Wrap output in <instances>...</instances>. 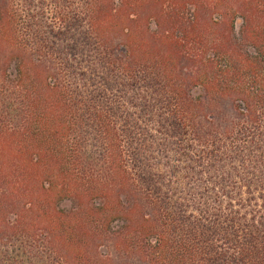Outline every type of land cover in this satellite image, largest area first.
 Instances as JSON below:
<instances>
[{
    "label": "trees",
    "instance_id": "obj_1",
    "mask_svg": "<svg viewBox=\"0 0 264 264\" xmlns=\"http://www.w3.org/2000/svg\"><path fill=\"white\" fill-rule=\"evenodd\" d=\"M46 1L0 0V264H190L191 247L159 223L134 183L113 111L99 106L107 101L82 95L52 59L47 46L66 56L61 44L74 35L39 31ZM49 1L69 23L64 6L74 0ZM80 2L74 20L86 25V51L78 58L72 46L67 65L153 76L156 98L141 101L151 114L169 101L199 140H231L241 127L251 135L244 148L257 143L250 127L264 120V0ZM190 86L204 99L191 102ZM251 228L236 261L264 264Z\"/></svg>",
    "mask_w": 264,
    "mask_h": 264
},
{
    "label": "rangeland",
    "instance_id": "obj_2",
    "mask_svg": "<svg viewBox=\"0 0 264 264\" xmlns=\"http://www.w3.org/2000/svg\"><path fill=\"white\" fill-rule=\"evenodd\" d=\"M74 2L73 6H64L71 18L67 23L56 20L47 0L40 11L39 31L48 34L70 30L74 35L73 40L68 34L62 40L61 48L66 50L64 55L68 53L66 56L47 46L52 59L65 81L78 88L82 95L89 98L101 95L107 101L108 105L99 106L104 111H113L110 122L119 134L134 183L146 201L152 200L159 223L174 226L173 236L185 240L191 247L190 264H240L236 257L240 254L238 247L243 243L246 226L255 227V230L251 228L257 239L255 246L264 253V120L250 127L257 134V143L252 149L244 148L242 139L250 141L251 135L240 132L241 127L236 128L231 140L218 133L208 141L199 140L192 122L184 124L175 117L169 101L157 104L155 114L144 109L142 100L156 98L151 93L157 87L153 76L143 80L137 74L136 82L135 78H123L120 73L110 74V69L100 65L97 72L85 63L67 65L65 59L72 60V46L77 49L78 58L86 51L83 50L86 44L80 41L86 25L74 20H80L81 2ZM187 91L191 102L205 97L194 86ZM196 122L206 129L202 117L198 116ZM112 259V264L127 261L122 257Z\"/></svg>",
    "mask_w": 264,
    "mask_h": 264
}]
</instances>
